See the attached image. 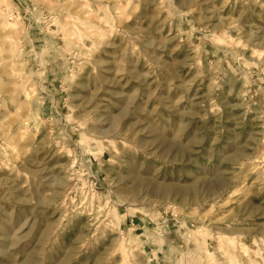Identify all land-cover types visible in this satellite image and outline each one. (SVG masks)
<instances>
[{"label":"rangeland","instance_id":"obj_1","mask_svg":"<svg viewBox=\"0 0 264 264\" xmlns=\"http://www.w3.org/2000/svg\"><path fill=\"white\" fill-rule=\"evenodd\" d=\"M0 264H264V0H0Z\"/></svg>","mask_w":264,"mask_h":264},{"label":"bare ground","instance_id":"obj_2","mask_svg":"<svg viewBox=\"0 0 264 264\" xmlns=\"http://www.w3.org/2000/svg\"><path fill=\"white\" fill-rule=\"evenodd\" d=\"M4 17V16H3ZM10 23V22H9ZM14 24V23H13ZM6 25V24H5ZM8 25V24H7Z\"/></svg>","mask_w":264,"mask_h":264}]
</instances>
